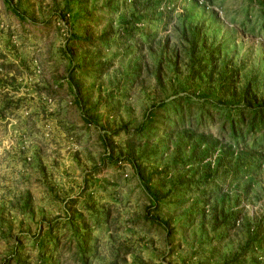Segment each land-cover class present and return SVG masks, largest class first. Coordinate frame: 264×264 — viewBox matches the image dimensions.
<instances>
[{"label": "rangeland", "instance_id": "374dc122", "mask_svg": "<svg viewBox=\"0 0 264 264\" xmlns=\"http://www.w3.org/2000/svg\"><path fill=\"white\" fill-rule=\"evenodd\" d=\"M259 103L264 0H0V264H264Z\"/></svg>", "mask_w": 264, "mask_h": 264}, {"label": "trees", "instance_id": "16d2710c", "mask_svg": "<svg viewBox=\"0 0 264 264\" xmlns=\"http://www.w3.org/2000/svg\"><path fill=\"white\" fill-rule=\"evenodd\" d=\"M186 105L189 106V102ZM223 120V126L228 128L229 136L232 139H241V135L253 146L264 145V103H259L254 107L239 106L235 108L234 113L223 118ZM85 241V238L82 241L72 239V242L76 243L77 250H79L78 262L80 264H87L86 253L88 249L84 244Z\"/></svg>", "mask_w": 264, "mask_h": 264}]
</instances>
